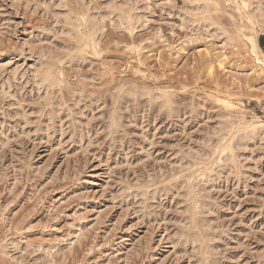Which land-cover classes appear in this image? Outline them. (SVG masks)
I'll return each mask as SVG.
<instances>
[{"label": "rangeland", "instance_id": "374dc122", "mask_svg": "<svg viewBox=\"0 0 264 264\" xmlns=\"http://www.w3.org/2000/svg\"><path fill=\"white\" fill-rule=\"evenodd\" d=\"M263 59L264 0H0V264H264Z\"/></svg>", "mask_w": 264, "mask_h": 264}, {"label": "bare ground", "instance_id": "6f19581e", "mask_svg": "<svg viewBox=\"0 0 264 264\" xmlns=\"http://www.w3.org/2000/svg\"><path fill=\"white\" fill-rule=\"evenodd\" d=\"M252 16H253V15H252ZM243 17H244V16H243ZM87 36H88V35H87ZM80 37H81V36H80ZM86 39H87V38H86ZM82 40H83V39H82ZM254 40H255V39H254ZM85 41H86V40H85ZM93 42H94V41H93ZM255 45H257V44H255ZM257 47H258V46H257ZM255 50H256V48H255ZM96 51H97V50H96ZM263 61H264V59H263ZM50 74H51V73H50ZM47 75H48V74H47ZM41 77H42V76H41ZM42 78L46 79L45 74L43 75ZM47 78H48V77H47ZM49 78H50V77H49ZM40 79H41V78H40ZM43 81H44V80H43ZM50 81H51V80H50ZM111 121H112V120H111ZM115 121H116V120L114 119V123H115ZM114 123H113V124H114ZM251 124H252V123H251ZM263 124H264V123H263ZM253 125H255V124H253ZM257 125H258V124H256V126H257ZM260 125L262 126V123H261ZM257 127H258V126H257ZM262 127L264 128V126H262ZM243 128H244V127H243ZM256 129H257V128H255V129L253 128V129L250 131V133H254V132H256ZM238 130H239V129H238ZM238 130H237V131H238ZM111 131H112V130H111ZM263 132H264V131H263ZM263 132H262V133H263ZM247 134H248V133H247ZM234 138H235V137H234ZM230 141H231V140H230Z\"/></svg>", "mask_w": 264, "mask_h": 264}]
</instances>
